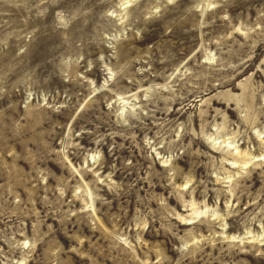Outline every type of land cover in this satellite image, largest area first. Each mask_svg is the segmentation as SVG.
<instances>
[{
  "label": "rangeland",
  "instance_id": "obj_1",
  "mask_svg": "<svg viewBox=\"0 0 264 264\" xmlns=\"http://www.w3.org/2000/svg\"><path fill=\"white\" fill-rule=\"evenodd\" d=\"M0 264H264V0H0Z\"/></svg>",
  "mask_w": 264,
  "mask_h": 264
}]
</instances>
